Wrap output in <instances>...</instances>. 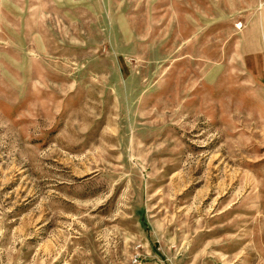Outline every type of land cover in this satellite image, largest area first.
I'll list each match as a JSON object with an SVG mask.
<instances>
[{
    "label": "rangeland",
    "instance_id": "rangeland-1",
    "mask_svg": "<svg viewBox=\"0 0 264 264\" xmlns=\"http://www.w3.org/2000/svg\"><path fill=\"white\" fill-rule=\"evenodd\" d=\"M0 264H264V0H0Z\"/></svg>",
    "mask_w": 264,
    "mask_h": 264
}]
</instances>
